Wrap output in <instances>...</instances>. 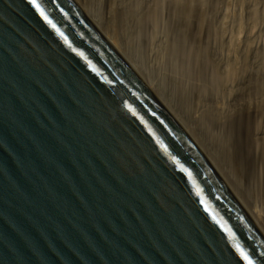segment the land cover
Here are the masks:
<instances>
[{
  "label": "water",
  "instance_id": "1",
  "mask_svg": "<svg viewBox=\"0 0 264 264\" xmlns=\"http://www.w3.org/2000/svg\"><path fill=\"white\" fill-rule=\"evenodd\" d=\"M249 262L258 211L86 4L0 0V264Z\"/></svg>",
  "mask_w": 264,
  "mask_h": 264
},
{
  "label": "bare ground",
  "instance_id": "2",
  "mask_svg": "<svg viewBox=\"0 0 264 264\" xmlns=\"http://www.w3.org/2000/svg\"><path fill=\"white\" fill-rule=\"evenodd\" d=\"M82 1L94 14L96 20L101 25H105L104 27L106 31L108 33L110 32V34H112V36H114L122 46L129 50L128 53H130V56L133 55L134 58L139 60L138 63H141V65L145 67V70L144 67L143 69L141 68L143 74L147 71L148 76L150 75V77H153L154 80L157 78L156 81L159 86L156 87L157 91L159 88L161 92L166 94L167 97L171 99L170 101L173 103L175 102V105L183 113V117L192 126L204 143H206L218 163L229 175L239 194L243 195V200L246 199L247 203L258 211L259 216L264 222V148L261 152L255 149V152L252 153L253 156H247L248 161L246 162V159H242V155L236 145L237 142L235 143L233 140V136L236 135L232 136V129L235 126H233V123L238 116H241L244 113L252 114L251 112L258 114L259 112L257 111L260 109L263 111V114L261 113L262 115H260L264 118V41H258L256 35L253 34L255 35L254 37L258 41L257 42L253 35L246 32L243 24L244 22L242 20H235L229 9L220 10L221 8L219 7V9L215 2V5L211 4V12L210 10L209 12L213 19L212 21L214 26H216V28H214L221 36L219 40L221 41L220 47H222V49H219L222 50L221 53H224L225 51L227 54V60H231L230 65L233 64L230 69L234 74V78L236 79L237 75L240 80L235 83V79L232 80L233 75L230 70V74L232 75L231 80L234 81L233 83L235 85L225 83L221 92L219 91L216 94V91L212 93L214 90L211 92L206 90L209 92L207 93L205 91V89L208 88L206 87V82L201 81V79L198 78V83L194 86L196 89L192 90V88H187L180 78L181 75L178 72L177 64H175L177 51H173V53H175L173 54L169 49L171 45L169 48L166 46L167 43L171 42L166 43V41H164L165 38L163 39L164 35H160L158 30H154L150 34L147 29L145 30L144 26L143 29L146 33H144L143 30L141 31L142 27L140 24L145 21H140L139 18H141L145 10L141 12L140 3L142 2L140 0ZM154 1L152 2L154 3ZM184 1L182 0V2ZM189 1L188 3H190ZM195 1H198L200 4H204L205 2V0ZM166 2H168V0ZM209 2L207 1L208 4ZM186 3L187 2L185 1L184 4ZM157 4L159 5V2L155 5L157 6ZM205 5L206 2L204 6ZM184 6L185 5H183V7ZM204 6L202 5V7ZM185 9H183V11H185ZM153 10L155 12V9ZM146 13L147 12L144 14L147 15ZM184 13L185 12H183V14ZM200 13L201 11L198 14ZM201 14L200 16H203V13ZM145 19L147 18H144L143 16V20ZM157 19L158 17L155 18V22L153 24L154 29L159 27L156 22ZM169 52L173 54V56L176 55V57L174 58L172 55L170 56ZM216 52V55H219L218 52L220 51ZM221 56L219 58H221ZM224 65L227 66L228 64ZM230 65H228V67ZM225 68L228 70L227 67ZM230 74L228 71V76ZM234 86H236L235 91ZM172 87L176 90H173ZM235 92L238 93L239 99L235 95ZM246 126L248 128V125ZM259 134L260 133L258 132L253 139L255 148L257 146L259 147L261 143L264 145V134ZM236 140L237 138L235 141ZM250 140L251 139H249V141ZM240 141L238 142L239 144L241 143ZM239 149L241 150L242 148ZM250 151H252V149L249 150V154ZM246 153L247 152H245V154Z\"/></svg>",
  "mask_w": 264,
  "mask_h": 264
},
{
  "label": "rangeland",
  "instance_id": "3",
  "mask_svg": "<svg viewBox=\"0 0 264 264\" xmlns=\"http://www.w3.org/2000/svg\"><path fill=\"white\" fill-rule=\"evenodd\" d=\"M140 1L142 2V3H140L141 12L144 10H145L144 13L147 12L146 13L147 15H145L143 13L141 18H139L140 21H145V22H142L140 24L142 27L141 31L143 30L144 33H146L145 30L147 29V31L151 34L154 30H158L160 35L161 34L164 35L163 39L165 38L164 41H166V43L167 42L173 43V44L167 43L166 46H167V48H169L171 45V47L169 49H170L171 53H173V51L174 52L177 51L176 52L177 57H176V55L173 56V54H175V53L171 54L169 52L170 56L172 55V57L177 58L175 64H177L178 72L181 75L180 78L182 79L184 85L187 88H192V90L196 89L194 86L197 85V83H198L197 79L198 78H200L201 81L206 82V84H207L206 87H208V88H206L205 91L208 90L211 92L214 90L212 93H214L216 91V94L219 91L221 92V89L225 83H227V84L230 83V85H235L233 83L234 81H232L235 79L234 74H233L232 70L230 69L231 65H233V64L230 65L231 60H227V54L225 53L224 50H223L224 53L223 52H222L223 54L221 53L222 47H220L221 41L219 40L221 38V36H220V34H218V31L215 29L216 26H214L213 21H212L213 19L210 15L212 5H215V3H216L217 7L221 8V9L219 8L220 10L229 9L231 11V13L233 14V18L235 20H242L244 22L243 24L245 26L246 32H249L251 35L255 34L258 41H260V40L264 41V0H215V1L214 0H205V2H206L205 6H204L205 2H204V4H200L198 1H195V0H193V1L188 0L190 3H188V1L185 0L188 3V5H187V3L184 4L185 3L184 0H183L184 2H182V0L181 1L180 0H177V1L176 0H168V2H166L167 0H155V1L152 0V1H154V3L150 0H148V1L147 0H140ZM207 1L208 2L211 1V2H209V4H208ZM158 2H159V5L157 4V6H156L155 4ZM169 3H170V5H169ZM194 3H197V4H194ZM183 5H185L184 7L186 9L183 7ZM202 5L204 7H202ZM181 7H182V9H181ZM153 9H155V12ZM183 9H185V11H183ZM181 10L185 13L187 11V13L183 14V12ZM209 10H210V12H209ZM198 11L199 12L201 11V13H203V16H200L201 13L198 14L199 13ZM182 14H183V16H182ZM155 15H156V17H158L156 22L158 23L157 25H159V27L154 29L153 24H154L155 18H156ZM187 15H188V17H187ZM143 16H144V18L146 17L147 19L143 20ZM201 17H203V18H201ZM144 23H146V24H144ZM144 26H145V30L143 29ZM217 34L219 35V38H218ZM255 35H253V37ZM256 38H255V40H256ZM260 38H262V39H260ZM166 39H168L169 41ZM219 48H221V49H219ZM126 51L128 52L129 50L126 49ZM216 51H220V52H218V54L220 56L221 55H225V56H221V58H219L220 56L216 55L217 54ZM213 52H215V53H213ZM131 57L134 60H136L135 61L136 63L139 62V60L134 58L133 55H131ZM223 57H225V58H223ZM224 59H226V60H224ZM228 59H230V58H228ZM227 61H229V62H227ZM225 62H227V63H225ZM224 64H226V65L228 64L230 66L228 67V65L225 66ZM138 65L140 68L143 69L144 66H142L141 63L140 64L138 63ZM225 67H227L228 70H226ZM144 70H145V67H144ZM230 70H231V73L233 75V78L231 77L232 75L230 74ZM228 71L230 74L229 76H228ZM144 73H145L144 76L147 79L149 78V81L153 79L150 82H152V85L156 88L158 86L157 81H156L157 78L154 80L153 77H150V75L149 76L147 75L148 74L147 71H145ZM237 77L238 76L236 75L235 83L239 82L238 80H240L239 77H238V79H237ZM231 78H232V80H231ZM200 85H201V83H200ZM235 88H236V86H234V91L236 90ZM173 90H176V89L173 88ZM208 91H206V92L209 93ZM158 92H160L163 95V97L165 98V100L179 114H181L183 116V113L175 105V102L173 103L172 101H170L171 99H169V97H167L166 94L161 92L159 90V88H158ZM235 95L237 96V98L239 97L237 92H235ZM257 112H259V113L258 114H256L255 112H251L252 114L244 113L241 116H238L233 123V126L235 125L234 127H236V128L233 127V129H235V130L232 129V132H233L232 136L233 135L238 136V134H239L238 137L233 136V138H234L233 140L235 143L236 142L238 143L241 140L240 141L241 143L240 144L238 143L239 145L236 143V145L238 146V150H239L240 154L242 155V159L243 160L246 159L245 160L246 162L248 161L247 156H249V155L253 156L252 153L255 152V149L257 151L259 150L261 152V150L263 151V148H264V145L262 143L259 145V147L257 146L256 148H255V144L253 143V139H254L255 135L258 134V132L260 134H264V118H262L263 116H261L263 114V111L259 109ZM259 120H261V121H259ZM235 123H237V124H235ZM246 125H248L249 129L247 128ZM251 129L253 132L251 131ZM260 130H261V132H260ZM262 130H263V132H262ZM236 138H237V140L235 141ZM248 138L251 140L249 141ZM204 144L206 145V143H204ZM206 147H207V145H206ZM239 148H242V149L240 150ZM250 149H252V151H250V154H249ZM245 152H247V153L245 154ZM240 195L243 198V195L242 194H240ZM244 201H246V199H244Z\"/></svg>",
  "mask_w": 264,
  "mask_h": 264
},
{
  "label": "snow or ice",
  "instance_id": "4",
  "mask_svg": "<svg viewBox=\"0 0 264 264\" xmlns=\"http://www.w3.org/2000/svg\"><path fill=\"white\" fill-rule=\"evenodd\" d=\"M245 259H247V257H245ZM249 264H250V262H249Z\"/></svg>",
  "mask_w": 264,
  "mask_h": 264
}]
</instances>
